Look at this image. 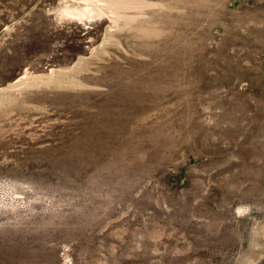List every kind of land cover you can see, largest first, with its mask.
I'll list each match as a JSON object with an SVG mask.
<instances>
[{
  "label": "rangeland",
  "instance_id": "1",
  "mask_svg": "<svg viewBox=\"0 0 264 264\" xmlns=\"http://www.w3.org/2000/svg\"><path fill=\"white\" fill-rule=\"evenodd\" d=\"M0 264H264V0H0Z\"/></svg>",
  "mask_w": 264,
  "mask_h": 264
},
{
  "label": "bare ground",
  "instance_id": "2",
  "mask_svg": "<svg viewBox=\"0 0 264 264\" xmlns=\"http://www.w3.org/2000/svg\"><path fill=\"white\" fill-rule=\"evenodd\" d=\"M34 81H37V80H35V79H33V80L26 79V80H23V81H19L15 85L9 87V89H20V88H24V87L33 86L32 83H34Z\"/></svg>",
  "mask_w": 264,
  "mask_h": 264
}]
</instances>
